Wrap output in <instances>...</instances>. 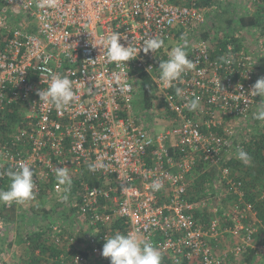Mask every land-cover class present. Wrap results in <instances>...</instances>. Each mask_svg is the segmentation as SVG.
I'll use <instances>...</instances> for the list:
<instances>
[{"label": "built area", "instance_id": "obj_1", "mask_svg": "<svg viewBox=\"0 0 264 264\" xmlns=\"http://www.w3.org/2000/svg\"><path fill=\"white\" fill-rule=\"evenodd\" d=\"M1 1L0 180L23 162L34 171V198L62 200L70 188L58 185L54 169L66 168L79 187L69 208L84 218L90 233L82 245L76 232L64 233L58 224L50 228L57 245L68 241L72 246L73 264H110L101 255L105 237L130 232L149 238L162 259L176 264H231L250 247L264 256V243L255 241L257 213L245 199L244 182L227 164L244 148L236 120L246 119L261 99L247 95L260 78L255 53L228 44L214 58L212 38L196 39L186 49L194 68L173 82L184 96L199 99V108L190 112L174 87L159 80L158 67L172 41L195 39L205 23L206 7L199 0H57L49 9H39L37 0ZM112 32L121 34L125 47L132 43L139 49L152 35L164 46L155 54L141 50L117 67L99 45ZM221 57H231V63ZM50 72L73 81L76 99L61 112L41 104L37 95L47 87ZM142 73L151 77L153 104L170 115V124L159 132L145 124L135 105ZM12 111L18 117L13 126ZM201 161L218 170L223 198H235L232 208L239 217L228 228L221 229L219 216L207 222L197 217L210 210L213 198L209 192L206 199H190L189 177ZM90 164L100 166L90 171ZM157 179L163 188L153 192L149 185ZM249 217L253 222L245 221ZM119 222L125 229L116 226ZM226 233L234 244L219 251ZM65 258L62 254L56 261L65 264Z\"/></svg>", "mask_w": 264, "mask_h": 264}, {"label": "trees", "instance_id": "obj_2", "mask_svg": "<svg viewBox=\"0 0 264 264\" xmlns=\"http://www.w3.org/2000/svg\"><path fill=\"white\" fill-rule=\"evenodd\" d=\"M217 0H199V6L201 7H212ZM5 8V3L0 0V12H2ZM263 10H258L257 13L252 15H241L239 17V24L242 28H253V27H261L264 32V23L261 21ZM232 22V19H229V23ZM200 35L203 39H211L212 30L209 29H200ZM197 41L196 39H192L189 41V46ZM214 49L212 51V57L217 58L223 54L225 50H227L228 44H234L237 49L241 48V43H238L237 38L233 35H228L226 33H222L219 35L218 39L213 42ZM188 46V47H189ZM188 49V48H187ZM161 50V49H160ZM161 52V51H160ZM249 52V50H246ZM168 58V54H164L161 60H166ZM137 85V98L135 101L136 107H141L140 109L148 110L152 107V100L154 98V86L151 80V77L148 74L142 73L138 76ZM11 126L15 124V121L18 120L17 114L15 112H11L8 116ZM259 122V121H258ZM4 124H2V127ZM257 126V125H256ZM1 127V128H2ZM255 130L252 133H247L250 135L249 138L245 141V138L242 139V145L244 146V150L249 153L252 157V162L250 166H245L238 159H230L227 161V164L230 165L236 171L241 169V173L237 174L236 171L234 174L238 176L244 182V189L246 191L245 199L251 203L253 209L257 213L258 222L255 224V227L258 228L255 233V237L262 236L264 243V127H255ZM237 134V131H236ZM238 140V134H237ZM244 167V170L242 169ZM191 174H194L195 177L190 179L189 181V195L190 199H201L206 197L210 190L213 189V181L216 177H218V170L215 167H210L207 163L201 161L193 170ZM10 178L7 177L5 179L0 180V190H8L10 185ZM55 182V179H51L49 182V186ZM78 182L72 181L70 187V194L66 200L62 198L59 201L58 207L61 208V205L68 204L67 208L70 206V202L72 199L77 198V190H78ZM212 193V192H211ZM232 195L223 198V202L225 207L229 210L226 211V216H224V211L220 210L218 207V212H207L204 210L202 213L198 212L197 217L203 222H207L212 216L223 217L222 220L226 219L227 222L222 221L221 226L224 228H228L234 224V218L239 217V213H234L232 204L234 203ZM56 208V210H58ZM225 210V209H224ZM71 213H74V209L69 208ZM46 212V211H44ZM49 213V212H47ZM50 214V213H49ZM48 214V215H49ZM49 217V216H48ZM47 217V218H48ZM40 216H37V227L31 230L26 235L25 245L26 250L23 262L24 264H58L56 261L57 258L61 257L62 254H65V264H73L71 258V245L68 241L63 243V246L57 245L51 239V228L52 225H60L58 220L51 221L50 225L47 226L43 223H40ZM43 218V217H42ZM28 217H25L23 213H20L19 205L12 203L10 206H7L3 203H0V228L3 226H7L9 223L20 222L21 225L28 224ZM247 222H253V220L249 217L245 219ZM119 229H125L124 224L122 222L117 223ZM62 227V225H61ZM63 229L64 233H72L70 230ZM261 234V235H260ZM79 235V234H78ZM77 235V237H78ZM79 240V239H78ZM2 248H0V257H1ZM75 251H73L74 253ZM243 260L245 264H264L263 260L258 261L257 257L259 256L256 248H248L242 254ZM161 264H176L173 263L169 257L164 256L161 260ZM180 264H189L186 261Z\"/></svg>", "mask_w": 264, "mask_h": 264}, {"label": "clouds", "instance_id": "obj_3", "mask_svg": "<svg viewBox=\"0 0 264 264\" xmlns=\"http://www.w3.org/2000/svg\"><path fill=\"white\" fill-rule=\"evenodd\" d=\"M39 9L55 8L57 0H37ZM121 34L112 32L106 38H102L99 45L102 46V54L106 59L114 63L117 67H122L128 61L135 59L138 52L143 50L145 54L151 52L155 54L164 46V40L159 36H149L143 40L142 46L137 49L131 44L125 47L121 42ZM93 46H96L93 44ZM189 42L182 37L181 42L172 47L166 60H160L158 67L159 80L165 87H174L177 97H183L186 100L185 108L192 112L199 108V99L184 96V90L176 87L173 82L178 81L186 70L194 68V62L189 59L186 49ZM225 63H231V57L220 58ZM39 101L43 105L54 108L57 112L67 109L76 99V93L73 89V81L67 76L56 73H49L47 87L38 90ZM248 97L259 96V103H256V111L252 118L264 122V77H260L247 92ZM236 158L245 166H250L252 157L243 148H238ZM100 166L90 164L89 170L95 171ZM10 178L8 190H0V203L11 205L12 203L23 204L34 199V171L26 163H19L15 170H8L5 173ZM55 179L58 185L65 186L67 191L71 186V178L65 167H56L54 169ZM153 192L160 191L163 183L160 180H153L149 185ZM64 200L67 196L63 197ZM155 223V221H153ZM101 255L110 260V264H161V254L152 244L149 238H140L137 233H116L107 235L102 246Z\"/></svg>", "mask_w": 264, "mask_h": 264}, {"label": "rangeland", "instance_id": "obj_4", "mask_svg": "<svg viewBox=\"0 0 264 264\" xmlns=\"http://www.w3.org/2000/svg\"><path fill=\"white\" fill-rule=\"evenodd\" d=\"M259 9L264 12V0H217L212 7L205 8L206 21L196 29L197 31H195L193 36L195 39L199 40L201 38V28L212 30L211 38L213 42L217 40L222 33L235 36L238 43H241V48L238 49L239 51L249 50V52L255 53L260 65V77H264L263 29L261 27L242 28L239 24V17L241 15H252L257 13ZM19 17L23 18V15H19ZM229 19H232L231 23H229ZM261 21L264 23V13L262 14ZM176 43L177 41H172L170 48L165 49L166 53H169ZM140 108L141 107L137 106V109ZM139 111H141L142 119L146 121L145 124L152 127L157 132L170 124V115L167 114L161 106L154 105L153 102L152 107L148 110L140 109ZM255 111L256 106L246 119H238L235 122L238 140L241 142L243 141L242 139L245 138L246 141L249 138L250 135H247V133H252L255 127H264V122H258L252 118V114ZM234 154L236 157V152ZM242 169L244 170V167ZM235 171L236 169L234 168V172ZM236 173H241V169L236 171ZM194 177L195 175L191 174L189 180ZM210 191L213 193V198L208 201L210 210L206 209L207 212L211 213L215 208L219 207L220 210L225 212L224 216H226V211L229 212V210L225 207L224 203L220 202V198H222L223 202L222 193L224 192L223 187L218 183L217 177L214 179L213 189ZM208 195L204 198L206 199ZM225 197L228 196H224V198ZM59 201L60 198L58 196H39L19 205L20 213H23L25 217L29 218L28 224L21 225L20 222H16L17 226H14L13 231L6 229V226L0 229V248H2L0 264H24L23 259L24 256L26 257L25 237L31 230L37 227V216H40V223L47 226L50 225L51 221L58 220L64 229L76 232L77 235L79 234V242L85 245L87 236L90 233L86 221L76 213L72 214L69 208H67L68 204L61 205V208H57ZM56 208L58 210H56ZM224 216L222 218H224ZM222 221L227 222L226 219ZM221 229H224V227L221 226ZM262 238V236L255 237L256 243H262ZM234 240L235 239L230 233H226L224 241L218 245L217 249L219 251L228 250L234 244ZM263 257L264 256H258V261L263 260ZM231 264H245L242 255L233 256Z\"/></svg>", "mask_w": 264, "mask_h": 264}]
</instances>
